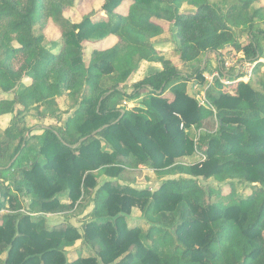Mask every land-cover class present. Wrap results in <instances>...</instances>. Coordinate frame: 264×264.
I'll use <instances>...</instances> for the list:
<instances>
[{
  "label": "trees",
  "instance_id": "obj_1",
  "mask_svg": "<svg viewBox=\"0 0 264 264\" xmlns=\"http://www.w3.org/2000/svg\"><path fill=\"white\" fill-rule=\"evenodd\" d=\"M249 1L242 0L243 6ZM73 3L57 0L47 7L60 35L54 52L32 32L42 0H0V20L20 54L16 67L0 59V115L17 104L54 105L63 92L79 99L63 125L41 126L26 139L17 120L5 130L0 159L12 141L18 139L10 152L14 157L36 137L43 159L23 167L12 186L0 179V209L7 196L12 207L0 215V264H264V79L231 78L233 92L216 80V94L207 93L201 103L187 90L191 76L152 42L169 24L182 63L226 45L255 62L262 51L254 33L238 44L209 0H104L103 17L77 22L62 6ZM183 3L191 9L182 10ZM108 37L113 44L94 50L85 63L86 42ZM141 60L161 68L130 82ZM197 78L203 80L200 73ZM10 91L13 98L4 99ZM142 93V101L130 108L114 101ZM209 119L216 129L192 138L191 127ZM199 152L203 160L184 162ZM139 165L160 177L185 176L165 179L154 189L121 184L120 177ZM101 175L107 178L99 181ZM199 177L230 180L228 193ZM234 180L249 191L238 192ZM11 187L29 197L33 212L63 213L89 196L93 206L83 234L71 224L48 226L44 216L20 212ZM65 192L68 203L58 198ZM133 207L147 229L128 224ZM78 240L94 255L79 253L69 260L66 249Z\"/></svg>",
  "mask_w": 264,
  "mask_h": 264
},
{
  "label": "rangeland",
  "instance_id": "obj_2",
  "mask_svg": "<svg viewBox=\"0 0 264 264\" xmlns=\"http://www.w3.org/2000/svg\"><path fill=\"white\" fill-rule=\"evenodd\" d=\"M57 2V0H42V8L38 16L37 22L32 27V32L36 36L41 37V44L46 48L56 52L60 45V35L58 29L52 24L48 13L47 7L49 3ZM104 0H74L73 6L64 8V15L71 21H80L85 16H91L93 19H97L104 16V12L101 10V6ZM209 2L218 10L226 24L232 29L235 41L238 44H245L249 41V34L252 32L255 35V39L261 48V58L255 61L251 67V75L248 80L242 82H257L259 79H264V0H250L248 5L243 6L242 0H209ZM182 10H189L191 7L185 3L181 5ZM5 19L0 20V59L6 60L7 63L17 66L20 59V54L15 50L18 46L14 37L10 35L4 26ZM114 39L108 37L101 41L86 42L83 48V58L85 63H89L92 58V52L94 50H104L112 45ZM154 46L157 50L167 58L172 59V63L183 73L191 76L187 83V90L189 93L196 96L201 102L205 103V96L207 93L216 94V80L223 83L226 89L233 92L231 83H226V79H229L230 75L236 77L240 72L249 70V65L252 62L246 59L244 53L241 50H237L233 46L226 45L218 52H205L200 55L198 60L191 63H182L176 56L177 41L174 36V28L171 25H166L164 32L152 39ZM228 62L231 67L230 71L225 70L224 63ZM261 63L256 65V63ZM161 64L156 62L139 61L136 72L131 76L130 82L140 80L149 73L160 69ZM195 70V73H194ZM199 71L203 77V80L197 78L196 71ZM245 73V72H244ZM242 75V73H241ZM236 81H241L237 80ZM235 81V82H236ZM200 82V83H198ZM199 84V85H197ZM130 87L127 86L126 91L129 92ZM13 92L10 91L4 93V99H12ZM144 98V93L135 99L117 98L115 102L119 103L118 106H124L130 108ZM79 99L75 96L63 92L56 98L54 105H47L41 103L38 105H32L29 108H23L21 105H15L13 112L0 115V141L4 139L5 130L15 121L19 123V128L24 130L23 139L28 138L32 134H39L41 126L63 125L66 118L76 108V103ZM216 129V122L213 119L205 121L200 128L191 127L190 135L195 140L198 139L199 135L204 132H211ZM23 143V142H22ZM18 144V139L11 142L10 149L7 154L0 159V170L2 167L13 163L11 169L0 171V179L4 180L3 184H10L12 186L14 180L19 177V171L30 164L33 160L41 161L43 156L39 154L38 150L40 147V138L36 137L30 139L24 149L18 151V153L12 157L10 152H13L15 146ZM23 148V147H22ZM11 154V155H8ZM203 155L199 152L191 157H188L184 162H198L203 160ZM178 176L185 175H167L158 176L152 169L146 165H139L137 168L129 169L120 178L121 184L130 185L136 188H150L154 189L160 185V183L168 178H175ZM107 178L104 175L98 177L99 181ZM202 184L211 183L222 189L223 193H228L229 186L226 180L225 182L219 183L213 179H203L199 177ZM236 183L237 191L243 194L249 191L245 188V184H241L240 181L234 180ZM1 185V183H0ZM11 195L17 196L20 201L21 208L20 212L28 214L31 218H36L39 215L45 217L46 224L52 226L59 223H67L75 226L80 234H83L82 223L89 221L88 213L91 211L93 203L89 199V196H85L76 205L66 212L56 213H44V212H33L29 211L28 204L30 202L29 197L23 195L22 192H17L11 187ZM62 203H68L70 200L67 193H63L58 197ZM0 199H2L0 197ZM8 196L5 198L4 206L0 209V215L9 212L11 207ZM15 204V203H14ZM128 224L134 225L139 224L147 229V225L141 216V211L137 207L131 209V213L128 215ZM66 255L69 260L75 258L80 253L82 256L94 255V251L88 246L82 243V240H78L74 247L66 249Z\"/></svg>",
  "mask_w": 264,
  "mask_h": 264
},
{
  "label": "built area",
  "instance_id": "obj_3",
  "mask_svg": "<svg viewBox=\"0 0 264 264\" xmlns=\"http://www.w3.org/2000/svg\"><path fill=\"white\" fill-rule=\"evenodd\" d=\"M253 63L254 62H252L251 65L248 66L250 71H247L248 69H246V71L240 72V74L238 76H236V77H232V75H230V77H228L229 79H226L225 82L226 83H230L231 81H233V80H231V78H234V80L237 79V80H241V81L248 80V78L251 75L250 74L251 73V67H252V65H254ZM224 65H225V67H224L225 70L226 71H230V69H231L232 66H230L228 62H225ZM241 73H242V75H241Z\"/></svg>",
  "mask_w": 264,
  "mask_h": 264
}]
</instances>
